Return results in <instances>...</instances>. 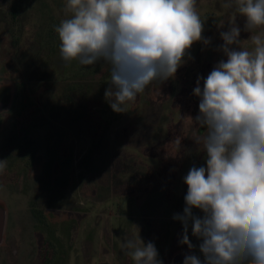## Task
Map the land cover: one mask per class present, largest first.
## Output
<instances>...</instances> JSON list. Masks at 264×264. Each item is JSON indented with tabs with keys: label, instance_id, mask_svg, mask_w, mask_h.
Listing matches in <instances>:
<instances>
[{
	"label": "rangeland",
	"instance_id": "obj_1",
	"mask_svg": "<svg viewBox=\"0 0 264 264\" xmlns=\"http://www.w3.org/2000/svg\"><path fill=\"white\" fill-rule=\"evenodd\" d=\"M225 2L196 0L211 43H194L173 78L117 113L105 62L61 58L54 28L69 18L66 0H0V264H134L122 248L131 238L153 242L163 264L184 259L173 216L183 213V177L206 157L193 89L226 60L229 25L251 47L245 18ZM189 239L203 259L191 230Z\"/></svg>",
	"mask_w": 264,
	"mask_h": 264
},
{
	"label": "clouds",
	"instance_id": "obj_2",
	"mask_svg": "<svg viewBox=\"0 0 264 264\" xmlns=\"http://www.w3.org/2000/svg\"><path fill=\"white\" fill-rule=\"evenodd\" d=\"M223 7L245 18L251 47L240 40V27L229 25L220 32L226 60L196 80L194 121L206 129L196 143L205 165L183 177V213L173 219L189 249L183 264H264V0H227ZM64 13L69 18L54 28L61 58L66 65L105 62V100L117 113L151 83L173 78L194 43H211L196 0H66ZM5 166L0 160V171ZM189 230L203 259L192 251ZM122 248L134 264H163L151 241L131 238Z\"/></svg>",
	"mask_w": 264,
	"mask_h": 264
},
{
	"label": "water",
	"instance_id": "obj_3",
	"mask_svg": "<svg viewBox=\"0 0 264 264\" xmlns=\"http://www.w3.org/2000/svg\"><path fill=\"white\" fill-rule=\"evenodd\" d=\"M182 262H183V259L178 258V259H176V260L174 261V264H183Z\"/></svg>",
	"mask_w": 264,
	"mask_h": 264
},
{
	"label": "flooded vegetation",
	"instance_id": "obj_4",
	"mask_svg": "<svg viewBox=\"0 0 264 264\" xmlns=\"http://www.w3.org/2000/svg\"><path fill=\"white\" fill-rule=\"evenodd\" d=\"M183 263V262H182Z\"/></svg>",
	"mask_w": 264,
	"mask_h": 264
}]
</instances>
